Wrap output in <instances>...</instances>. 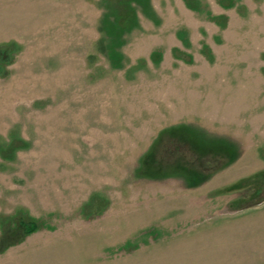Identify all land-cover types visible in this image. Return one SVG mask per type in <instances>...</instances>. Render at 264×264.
I'll use <instances>...</instances> for the list:
<instances>
[{"label":"rangeland","instance_id":"374dc122","mask_svg":"<svg viewBox=\"0 0 264 264\" xmlns=\"http://www.w3.org/2000/svg\"><path fill=\"white\" fill-rule=\"evenodd\" d=\"M0 264H264V0H0Z\"/></svg>","mask_w":264,"mask_h":264},{"label":"crops","instance_id":"0c3cea01","mask_svg":"<svg viewBox=\"0 0 264 264\" xmlns=\"http://www.w3.org/2000/svg\"><path fill=\"white\" fill-rule=\"evenodd\" d=\"M205 177L206 176H204L202 174L192 173V174L178 175V176H174L171 178L180 179V180H182V182L184 181L186 188H188V189L193 188L194 189V188L204 184L207 181V179ZM185 180L187 181V183L185 182Z\"/></svg>","mask_w":264,"mask_h":264},{"label":"trees","instance_id":"16d2710c","mask_svg":"<svg viewBox=\"0 0 264 264\" xmlns=\"http://www.w3.org/2000/svg\"><path fill=\"white\" fill-rule=\"evenodd\" d=\"M193 173H197V172H193ZM188 174H192V173H188ZM33 227V226H32ZM29 228V230L28 231H31L33 228Z\"/></svg>","mask_w":264,"mask_h":264}]
</instances>
